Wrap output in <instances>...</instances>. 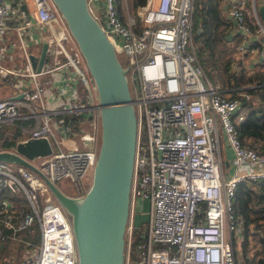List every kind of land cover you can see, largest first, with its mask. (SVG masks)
I'll return each instance as SVG.
<instances>
[{
  "label": "built area",
  "instance_id": "obj_1",
  "mask_svg": "<svg viewBox=\"0 0 264 264\" xmlns=\"http://www.w3.org/2000/svg\"><path fill=\"white\" fill-rule=\"evenodd\" d=\"M88 1L117 53H124L137 116L124 264H237L234 236L242 238L243 220L234 211V197L242 180L264 177V151L241 142L242 99L226 93L199 59L192 39L193 0H146L138 8L140 25L129 0ZM226 10L241 36L231 61L237 68L247 52L258 50L251 44L264 38V23L256 0H229ZM252 23H258L256 32ZM10 29L22 46L29 38L47 41L48 47L40 70L27 49L25 68L0 62V81L14 87L0 98V125L18 121L29 131L21 139L48 137L52 152L40 163L30 160L55 183L67 178L70 191L60 187L63 191L82 196L92 181L101 134L95 79L54 0H0V60L14 47L4 42ZM259 52L264 58V46ZM222 134L237 166L230 174ZM17 171L0 159V189L22 190L29 202L18 212L2 198L0 238L5 239V226L15 234L37 221L40 240L27 239L15 264H78L68 211L39 172L24 164ZM145 197L150 217L135 243L133 216Z\"/></svg>",
  "mask_w": 264,
  "mask_h": 264
},
{
  "label": "water",
  "instance_id": "obj_2",
  "mask_svg": "<svg viewBox=\"0 0 264 264\" xmlns=\"http://www.w3.org/2000/svg\"><path fill=\"white\" fill-rule=\"evenodd\" d=\"M54 1L85 56L99 93L101 134L92 181L86 193L78 196L66 193L44 174L30 159L52 152L46 136L18 140L15 146L0 149V159L29 166L44 177L71 216L78 264H124L137 141L128 67L120 60L88 0ZM259 10L264 23V4ZM228 17L232 18L230 14ZM47 47L44 41L39 55L29 54L37 70L46 58Z\"/></svg>",
  "mask_w": 264,
  "mask_h": 264
},
{
  "label": "trees",
  "instance_id": "obj_3",
  "mask_svg": "<svg viewBox=\"0 0 264 264\" xmlns=\"http://www.w3.org/2000/svg\"><path fill=\"white\" fill-rule=\"evenodd\" d=\"M145 1L130 0L131 11L137 16L139 25L141 17L138 8ZM228 1L193 0L192 39L208 76L221 82L226 93L242 99L245 117L239 123L241 142L245 146H253L264 151V58L254 61L253 68L249 69L245 61L246 56L250 54L249 51L245 58L239 60L238 67L232 68L231 61L241 36L236 29L235 21L228 17L226 11ZM261 1L256 0L257 6ZM118 2L120 3L119 0ZM253 18V15H248L249 20ZM257 28L258 23H252L254 32ZM251 46L257 48V52L260 51L264 46V38L258 36ZM5 124L0 125V149L15 146L23 137L7 129ZM3 197L8 198L18 212L21 208H28L20 204L16 191L3 187L0 189V202ZM234 211L243 220L242 238L239 240L234 236L237 264H264V177L245 179L239 183L234 197ZM35 223V229L28 227V235L25 237L32 243L40 240L39 223L37 221ZM3 228L7 236L12 231L9 227ZM142 234V231H133L135 243L142 238ZM250 236L252 243L256 245L253 253L247 250L250 247ZM9 238L6 237L4 240L0 238V264L7 260V250L11 248Z\"/></svg>",
  "mask_w": 264,
  "mask_h": 264
},
{
  "label": "rangeland",
  "instance_id": "obj_4",
  "mask_svg": "<svg viewBox=\"0 0 264 264\" xmlns=\"http://www.w3.org/2000/svg\"><path fill=\"white\" fill-rule=\"evenodd\" d=\"M260 1V0H259ZM262 4V1L260 2ZM129 4H130V0H129ZM16 37L15 38H11V40H16L17 44L19 47L22 46L21 40L19 39V36L17 35V33H15ZM1 38V36H0ZM6 40H8V38H5ZM34 49H39V46L36 45L34 47ZM236 54V49L234 51L233 56ZM118 55L121 59V61L126 63V59H124V53L122 51H118ZM0 62L4 65H12L15 66L17 68H25L26 62L27 60L24 58V56L22 55H18L17 53H13L12 56L7 55L6 59L4 60H0ZM8 85V81H0V91L4 92V91H8L10 86H5L4 84ZM12 85V83H10ZM0 92V97L2 96ZM24 125L28 128V122H25ZM6 128L9 129L10 131H15L19 136H23L26 137L29 135V131L28 130H24L22 128L21 123L17 122H6L5 124ZM221 144L222 147L225 148V146H227V140L226 137L222 134L221 136ZM225 155H226V159H227V151L225 150ZM43 159V156H35L33 158L34 161L40 163ZM230 163H226L225 165V172L226 174H228V167H229ZM14 169L15 172L18 173L17 169H18V164L14 163ZM19 174V173H18ZM68 183V179H61V180H57L56 184L67 190L70 191V189L66 188V184ZM19 198H20V204L23 206H28L29 207V202L28 199L26 197V194L22 191H16ZM150 207H151V201L149 197H145V198H140L138 200V204L136 207V210L134 212V216H133V222L135 225V230L136 231H142L144 232L146 230V225L148 223L149 217H150ZM35 225L36 223H34L31 226V229H35ZM29 226V227H30ZM7 227V226H6ZM28 228V227H27ZM29 228L25 229V230H19L17 231L15 234L12 232L8 233V236L5 233V239L6 237H10L9 238V243L11 245V248H9L7 250V260H5L3 262V264H15V260L17 259H22L23 257L21 256V253L23 250L26 249V236L28 235ZM33 235V232L31 233ZM30 237V236H29ZM25 241V242H24ZM24 242V243H23ZM22 243H23V247H22ZM250 247L247 249L250 253H253V249L256 247L255 243H252V241L249 242ZM6 262V263H5ZM8 262V263H7Z\"/></svg>",
  "mask_w": 264,
  "mask_h": 264
},
{
  "label": "crops",
  "instance_id": "obj_5",
  "mask_svg": "<svg viewBox=\"0 0 264 264\" xmlns=\"http://www.w3.org/2000/svg\"><path fill=\"white\" fill-rule=\"evenodd\" d=\"M262 1H263L262 4H264V0H262ZM256 4H257V2H256ZM259 4L261 5V3L260 2L258 3V8L260 9V5ZM24 9H26V15H27V12H28L27 6H24L23 7V10ZM23 17H24V14L22 12H17V18H23ZM15 33H17L16 30L10 29L5 34V38H8V40L5 39L4 42L5 43H10V42L14 43V47L11 50L12 52L9 53V56H12L13 53H17L18 55L24 56V58L27 60V55H26V52H25L26 49L28 50V55L30 53H35V54L39 55L41 53L42 44L44 42L43 40L37 42L36 40L30 41L29 38H26V40L24 41L26 43L25 46L19 47L18 44H17V42H16V40H11V38H15L16 37L15 36L16 35ZM17 35L19 36L18 33H17ZM19 39H21V38L19 37ZM36 45L39 46V49L38 50L37 49H34V47ZM260 57H261V55H260V52L259 51L258 52H257V50L256 51H251L250 54H248V56H246V58H245V61H246V64H247L248 68L249 69H252L253 68V62L256 61L257 59H261ZM3 82H5V81H3ZM10 83L11 82H8V85L3 83L5 86H10V87H9V90L8 91H4V92L3 91L2 92L0 91L1 94H2L1 97H4L6 95H10V94H12L14 92V87ZM31 120H30V122H31ZM225 150L227 151V158H228V160H230L229 161L230 165L228 167V174H230V173H233L237 169V166H235L234 163L231 161V158H232L231 148L227 145L226 148H225ZM224 154H225V152H224ZM243 166L246 167L245 165H243ZM11 232L13 233V231H11ZM2 242H4V241H2ZM2 244L3 243H1V245ZM23 252H24V250L22 251L21 256L23 255Z\"/></svg>",
  "mask_w": 264,
  "mask_h": 264
},
{
  "label": "clouds",
  "instance_id": "obj_6",
  "mask_svg": "<svg viewBox=\"0 0 264 264\" xmlns=\"http://www.w3.org/2000/svg\"><path fill=\"white\" fill-rule=\"evenodd\" d=\"M227 11V10H226ZM260 11V10H259ZM261 15V14H260Z\"/></svg>",
  "mask_w": 264,
  "mask_h": 264
}]
</instances>
